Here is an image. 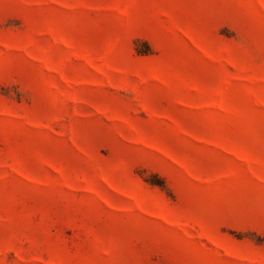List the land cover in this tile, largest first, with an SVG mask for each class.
<instances>
[{
	"label": "rangeland",
	"instance_id": "rangeland-1",
	"mask_svg": "<svg viewBox=\"0 0 264 264\" xmlns=\"http://www.w3.org/2000/svg\"><path fill=\"white\" fill-rule=\"evenodd\" d=\"M0 264H264V0H0Z\"/></svg>",
	"mask_w": 264,
	"mask_h": 264
}]
</instances>
